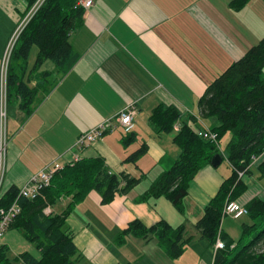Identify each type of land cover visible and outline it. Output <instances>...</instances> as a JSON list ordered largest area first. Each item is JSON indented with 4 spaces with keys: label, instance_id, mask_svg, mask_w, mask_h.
I'll use <instances>...</instances> for the list:
<instances>
[{
    "label": "crops",
    "instance_id": "0c3cea01",
    "mask_svg": "<svg viewBox=\"0 0 264 264\" xmlns=\"http://www.w3.org/2000/svg\"><path fill=\"white\" fill-rule=\"evenodd\" d=\"M29 11L27 0H0V63L9 38ZM263 27L264 0H94L70 34L79 60L66 75H57L49 60L33 69L37 48L30 50L21 80L37 93L30 114L19 108L15 95L9 98L3 192L24 186L54 161L64 166L75 155L103 158L113 175L145 176L107 204L92 190L72 208L65 227L72 232L77 249L73 264H212L214 247L200 239L194 225L232 175L220 144L224 140L226 145L229 135L218 138L216 144L221 163L200 169L189 184L180 214L164 197L138 201L180 155L173 143L179 124L169 133L157 134L149 117L156 107L171 106L179 112L180 121L193 117L200 129L216 127L214 118H200L198 100L255 43L258 32L250 36L249 31ZM12 66L16 68L17 62ZM126 108L134 111L128 131L112 122L115 128L83 151L73 148L80 134L113 121ZM127 136L134 137L128 146L122 143ZM142 143L147 153L135 164L124 163ZM262 161L264 153L239 178L242 186L230 201L246 207L255 198L264 200V178L257 169ZM61 205L53 209L58 211ZM240 219H244L241 224L248 222L247 215L239 219L222 216L221 220L222 234L234 244L240 238L241 224H235ZM134 220L147 228L161 220L171 227L183 226L190 241L180 256L171 259L150 234L121 235ZM9 232L0 238L6 257L13 251L38 258L34 246Z\"/></svg>",
    "mask_w": 264,
    "mask_h": 264
},
{
    "label": "trees",
    "instance_id": "16d2710c",
    "mask_svg": "<svg viewBox=\"0 0 264 264\" xmlns=\"http://www.w3.org/2000/svg\"><path fill=\"white\" fill-rule=\"evenodd\" d=\"M27 1L31 9L37 0ZM76 2L43 0L17 37L7 72V94L8 100L11 95L19 99V108L26 114H30L37 93L21 80L32 47L37 48L33 69L49 60L54 64L57 75L63 76L79 60L69 42L70 34L84 12L76 7ZM14 62H17L16 68L12 66ZM198 110L201 119L214 118L217 121V126L211 130L219 139L229 135L224 152L233 172L205 206L194 230L211 246L217 237L224 242V248L214 252L212 264H264L263 199L255 198L246 206L248 222L241 224L240 238L235 244L220 230L223 206L227 200L235 198L237 189L242 186L238 172L246 174L249 165L264 153V37L207 86L198 100ZM149 124L157 134L169 133L179 124L173 143L180 149V155L168 170L153 180L138 201L164 197L183 214V199L189 184L200 169L210 165L220 149L197 136L200 128L193 117L180 121V114L174 107H156L149 117ZM133 141L134 137L122 138V143L127 146ZM146 153L147 145L142 143L124 159V163L135 164ZM257 169L264 178V161ZM144 176L113 175L103 158H81L58 169L48 187L33 200L17 199L18 189H8L0 198V209L10 206L15 200L19 207V213L8 230L20 232L38 251V258L28 252L19 254L18 258L24 264H73L77 260L74 257L77 249L72 232L65 227V219L72 208L92 190L100 195L102 204H107L116 195L126 194ZM63 201L67 203L63 205ZM56 205H61L60 210L53 209ZM46 208H49V213H45ZM148 234L157 239L159 247L171 259L183 253L191 238L183 226L171 227L164 220L148 228L134 220L121 232L122 236L135 237ZM5 251V246L0 247V264H11Z\"/></svg>",
    "mask_w": 264,
    "mask_h": 264
},
{
    "label": "built area",
    "instance_id": "2783aa9c",
    "mask_svg": "<svg viewBox=\"0 0 264 264\" xmlns=\"http://www.w3.org/2000/svg\"><path fill=\"white\" fill-rule=\"evenodd\" d=\"M94 0H77L76 7L87 11L92 5ZM43 0H37L31 7L28 15L24 21L18 26L9 38L4 53L2 55L0 63V198L3 195L2 183L5 174V164L7 156V148L9 144L8 135V108L9 100L7 94V72L9 67L10 55L13 46L17 40L18 35L30 19L31 15L37 10ZM134 111L131 108H126L120 111L114 119L105 121L97 125L96 127L82 133L77 138L73 145L78 151H83L90 146L96 140H99L103 133L115 128L112 122L118 123L119 127H122L125 131L130 129V124ZM197 136L208 140L214 144H218V135L209 128H202L197 130ZM73 162L79 159L78 155L74 156ZM256 161V160H254ZM62 167L58 162L54 161L46 165L43 169L30 177L28 183L18 189L17 199L26 198L33 200L38 197L41 190L48 187L53 174ZM242 172H238V177L241 178ZM45 213H49V208H46ZM19 213V207L17 200H15L10 206L0 209V238L8 231L10 224L14 220L15 216ZM248 214L247 208L234 201H228L222 210V216H230L233 219H239L242 216ZM214 250L223 249L224 242L217 237L214 243Z\"/></svg>",
    "mask_w": 264,
    "mask_h": 264
},
{
    "label": "rangeland",
    "instance_id": "374dc122",
    "mask_svg": "<svg viewBox=\"0 0 264 264\" xmlns=\"http://www.w3.org/2000/svg\"><path fill=\"white\" fill-rule=\"evenodd\" d=\"M254 32H258L257 36L253 39V40H256L255 43L252 44L255 45L259 42V40H261V38L264 37V27L259 30V31H253V30H250L249 31V35L252 36ZM260 35V37H258ZM252 40V39H251ZM117 135L119 136V132H117ZM224 140H222L220 142V144H222V147L223 149L225 148V145L223 144ZM224 165V163H223ZM244 219H240L238 221L235 222V224H237L238 226L242 223ZM19 235V237H18ZM9 236H13L15 237L16 239H21L23 236L20 234V233H17V230L15 229H11L10 232H9ZM28 244H30L29 242H27ZM31 245V244H30ZM33 246V245H32ZM34 249V248H33ZM36 251V250H34ZM17 256V257H16ZM18 256H19V253L15 254L13 251H9L8 252V255H7V258H9L11 264H23V262L21 260L18 259Z\"/></svg>",
    "mask_w": 264,
    "mask_h": 264
},
{
    "label": "water",
    "instance_id": "95a60500",
    "mask_svg": "<svg viewBox=\"0 0 264 264\" xmlns=\"http://www.w3.org/2000/svg\"><path fill=\"white\" fill-rule=\"evenodd\" d=\"M221 161H222L221 156L216 154L213 156V158L210 162V165L215 168L221 163Z\"/></svg>",
    "mask_w": 264,
    "mask_h": 264
}]
</instances>
